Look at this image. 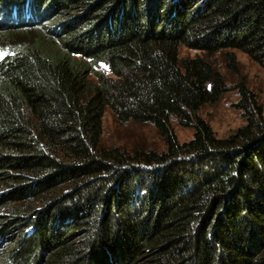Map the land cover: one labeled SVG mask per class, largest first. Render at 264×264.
I'll return each instance as SVG.
<instances>
[{
    "label": "trees",
    "instance_id": "obj_1",
    "mask_svg": "<svg viewBox=\"0 0 264 264\" xmlns=\"http://www.w3.org/2000/svg\"><path fill=\"white\" fill-rule=\"evenodd\" d=\"M180 47L264 69V0H0L1 264H264L262 109L239 83L216 138L226 85ZM106 109L164 150L101 147Z\"/></svg>",
    "mask_w": 264,
    "mask_h": 264
},
{
    "label": "rangeland",
    "instance_id": "obj_2",
    "mask_svg": "<svg viewBox=\"0 0 264 264\" xmlns=\"http://www.w3.org/2000/svg\"><path fill=\"white\" fill-rule=\"evenodd\" d=\"M226 54L233 55V63H229ZM178 57L181 60L201 58L223 78L226 92L216 103L205 105L198 112L216 138L224 139L245 124L246 112L239 108V95L236 89L239 83L246 85L253 94L262 109L261 116L264 119V69L259 68L247 56L237 51L219 52L208 56L199 51L180 47ZM99 70L106 76H111L102 66H99ZM170 125L179 144L187 143L192 139L191 129L179 127L174 119L170 120ZM101 129L100 145L103 148H121L127 151L154 150L156 152L164 150L163 142L151 126L133 122L120 124L109 109H106L103 114ZM3 214L5 211L0 210V216ZM1 263L2 258L0 257Z\"/></svg>",
    "mask_w": 264,
    "mask_h": 264
}]
</instances>
